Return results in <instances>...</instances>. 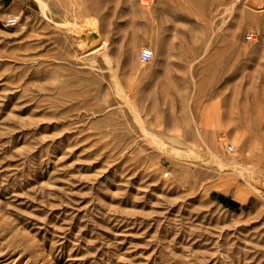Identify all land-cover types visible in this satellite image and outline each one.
<instances>
[{
	"label": "rangeland",
	"instance_id": "1",
	"mask_svg": "<svg viewBox=\"0 0 264 264\" xmlns=\"http://www.w3.org/2000/svg\"><path fill=\"white\" fill-rule=\"evenodd\" d=\"M44 1L0 0V264H264V0Z\"/></svg>",
	"mask_w": 264,
	"mask_h": 264
},
{
	"label": "built area",
	"instance_id": "2",
	"mask_svg": "<svg viewBox=\"0 0 264 264\" xmlns=\"http://www.w3.org/2000/svg\"><path fill=\"white\" fill-rule=\"evenodd\" d=\"M19 18L17 16H9L6 19V26H15L18 23ZM248 38H253V35L250 34ZM153 57V50L151 48H146L142 52L141 59L143 61H148ZM235 150L234 146L228 145L227 146V151L228 152H233Z\"/></svg>",
	"mask_w": 264,
	"mask_h": 264
},
{
	"label": "bare ground",
	"instance_id": "3",
	"mask_svg": "<svg viewBox=\"0 0 264 264\" xmlns=\"http://www.w3.org/2000/svg\"><path fill=\"white\" fill-rule=\"evenodd\" d=\"M38 1L41 3V5L43 6V8H44V7H45V8L47 7V6H45V3H44L45 1H44V0H38ZM89 22H90V21H89ZM89 22H88V23H89ZM96 22H97V21H96ZM96 22H95V23H96ZM85 23H86V22H85ZM86 26H88V31H86V33H84L85 35H87V32H91V33H92L93 31H94V32H97V29H98V28L96 29V28L94 27V24H87ZM81 28H82V27H81ZM85 29H86V27H85ZM74 31H75V30H74ZM75 32H77V31H75ZM98 34H99V33H98ZM99 37H100V36H99ZM99 37L96 38L95 41H96V40H99ZM85 40H86V39H83L84 42H85ZM89 41H90V40H89ZM81 43H82V41H81ZM222 160H223V159H222ZM233 162H234V161H233ZM227 163H228V162H227ZM223 166H225V164H224ZM234 167H235V166H234ZM242 167H243V166H242ZM247 171H248V170H247ZM248 174H249V173H248Z\"/></svg>",
	"mask_w": 264,
	"mask_h": 264
},
{
	"label": "trees",
	"instance_id": "4",
	"mask_svg": "<svg viewBox=\"0 0 264 264\" xmlns=\"http://www.w3.org/2000/svg\"><path fill=\"white\" fill-rule=\"evenodd\" d=\"M8 1V0H6ZM221 199H223L226 203H229V205L233 206L235 205L237 202H235L234 200H232L231 198H227L225 196H220Z\"/></svg>",
	"mask_w": 264,
	"mask_h": 264
}]
</instances>
